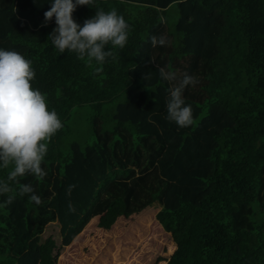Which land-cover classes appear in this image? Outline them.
<instances>
[{
    "label": "trees",
    "instance_id": "1",
    "mask_svg": "<svg viewBox=\"0 0 264 264\" xmlns=\"http://www.w3.org/2000/svg\"><path fill=\"white\" fill-rule=\"evenodd\" d=\"M151 207L166 264H264V0H0V264Z\"/></svg>",
    "mask_w": 264,
    "mask_h": 264
},
{
    "label": "rangeland",
    "instance_id": "2",
    "mask_svg": "<svg viewBox=\"0 0 264 264\" xmlns=\"http://www.w3.org/2000/svg\"><path fill=\"white\" fill-rule=\"evenodd\" d=\"M157 212L151 207L120 217L110 229L99 226V216L92 218L71 244L60 249L56 264H166L176 245L156 219ZM46 229L45 236H58V224Z\"/></svg>",
    "mask_w": 264,
    "mask_h": 264
}]
</instances>
